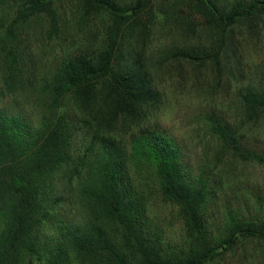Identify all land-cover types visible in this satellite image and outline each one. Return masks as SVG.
Returning a JSON list of instances; mask_svg holds the SVG:
<instances>
[{"label":"trees","instance_id":"1","mask_svg":"<svg viewBox=\"0 0 264 264\" xmlns=\"http://www.w3.org/2000/svg\"><path fill=\"white\" fill-rule=\"evenodd\" d=\"M76 1L107 15L104 39L36 79L21 31L44 20L56 32L59 0H0V98L22 91L37 109L0 107V264H217L251 242L264 264V210L220 203L216 174L193 171L181 146L149 124L160 92L142 47L124 46L127 35L147 34L154 0ZM181 1L189 29L192 15L204 22L206 44L170 48L163 60L209 64L221 83L234 30H254L264 0ZM237 97L241 125L264 120V62ZM208 126L217 161L264 167L241 126L222 117ZM154 198L176 211L179 241L156 221Z\"/></svg>","mask_w":264,"mask_h":264},{"label":"rangeland","instance_id":"2","mask_svg":"<svg viewBox=\"0 0 264 264\" xmlns=\"http://www.w3.org/2000/svg\"><path fill=\"white\" fill-rule=\"evenodd\" d=\"M57 6L59 28L56 32L44 20L33 21L21 31L36 79L50 72L63 57L98 47L109 24L106 14H86L76 0H59ZM187 10L181 0H154V17L147 34L127 35L124 51H141L142 47L145 65L152 70L160 92L159 103L149 113V124L181 146L193 171L201 167L216 174L221 186L218 196L224 197L220 203L224 199L243 210L259 207L264 210V167L255 162L217 161L218 149L213 145L208 126L210 117H222L241 126L245 148L264 154V120L255 125H241L237 97L239 89L255 78L264 62V19L254 30L246 26L234 30L230 63L225 65L227 76L220 83L209 64L163 60L164 51L170 48L206 44L204 22L192 15L194 27L189 29ZM9 104L26 112L37 111L33 96L22 91L2 95L0 107ZM151 200L150 210L167 238L179 241L182 231L176 211L159 199ZM220 203L218 208L212 206L213 217L221 211ZM262 252V245L246 243L217 264H260Z\"/></svg>","mask_w":264,"mask_h":264}]
</instances>
